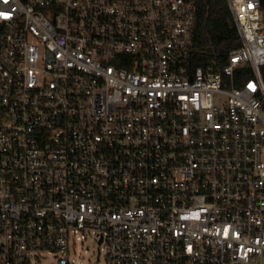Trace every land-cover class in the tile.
<instances>
[{
    "label": "built area",
    "instance_id": "2783aa9c",
    "mask_svg": "<svg viewBox=\"0 0 264 264\" xmlns=\"http://www.w3.org/2000/svg\"><path fill=\"white\" fill-rule=\"evenodd\" d=\"M195 67L197 0H0V264H264V0Z\"/></svg>",
    "mask_w": 264,
    "mask_h": 264
},
{
    "label": "trees",
    "instance_id": "16d2710c",
    "mask_svg": "<svg viewBox=\"0 0 264 264\" xmlns=\"http://www.w3.org/2000/svg\"><path fill=\"white\" fill-rule=\"evenodd\" d=\"M192 65L224 66L229 54L241 46L227 0H197Z\"/></svg>",
    "mask_w": 264,
    "mask_h": 264
},
{
    "label": "rangeland",
    "instance_id": "374dc122",
    "mask_svg": "<svg viewBox=\"0 0 264 264\" xmlns=\"http://www.w3.org/2000/svg\"><path fill=\"white\" fill-rule=\"evenodd\" d=\"M100 251L101 248L95 236H91L77 243L76 247L70 251V258L75 264H105L103 253L100 254ZM43 264H50V262Z\"/></svg>",
    "mask_w": 264,
    "mask_h": 264
}]
</instances>
